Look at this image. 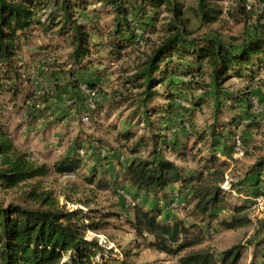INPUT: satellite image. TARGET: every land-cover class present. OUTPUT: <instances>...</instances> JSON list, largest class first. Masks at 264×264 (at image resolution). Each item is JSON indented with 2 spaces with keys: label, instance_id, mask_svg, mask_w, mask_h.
Listing matches in <instances>:
<instances>
[{
  "label": "trees",
  "instance_id": "1",
  "mask_svg": "<svg viewBox=\"0 0 264 264\" xmlns=\"http://www.w3.org/2000/svg\"><path fill=\"white\" fill-rule=\"evenodd\" d=\"M226 1L198 0L195 8L186 9L180 0H0V190L45 177L51 169L63 176H76L82 170L80 156L84 150L79 138L74 139L71 151L49 167L36 164L27 152L21 151L7 128L10 105L20 109L31 104L33 71H39L41 63L50 68L47 61H33V65L30 62L35 55L27 54L26 49L35 35L42 32L67 39L69 69L63 74L77 88L80 76L104 61L93 58L96 49L105 45L109 59L120 58L151 41L149 36L142 39L140 31L145 37L159 31L157 27L163 23V36L151 43L150 50L138 58L124 81L127 94L108 100L113 108L129 111V118L138 124L132 127L126 120L123 128L121 123L112 125L96 141L101 153L105 149L115 151L107 140L114 135L116 145L130 155L126 164L120 162V175L135 190L136 203L132 218L120 217L140 245L175 257L174 264H241L243 245L233 246L219 256L203 247L206 235L200 225L213 221L226 230L254 227L248 244L255 245L257 252L264 251V220L251 217L252 205L246 200H230V193L241 194L243 189L251 191L254 198L263 195L259 188L264 185V158L248 175L252 179L239 182L237 190L228 181L229 160L219 155L231 157L237 140L245 142L244 133L256 125L251 118L257 111V91L264 87V33L235 45L224 41L216 31L198 33L189 15L190 11L194 13L202 26L216 24ZM238 1L244 7L245 0ZM89 4L99 5L113 15V32L107 35L105 44L95 42V30L82 20L81 11H86ZM203 77L209 81L202 83ZM233 77L244 79L248 86L231 92L226 83ZM159 86L164 87L163 92ZM182 86L201 89L202 96L186 102L180 96ZM87 87L97 94L92 83ZM162 97L166 104L160 106L156 103ZM208 98L213 104V120L198 132L195 143H204L211 156L200 158L197 168L190 171L165 153L175 155L179 161L187 157V141L195 136L197 127L190 126L186 119L193 122L195 109ZM102 107L93 103L81 121L95 125L94 114ZM40 113L29 115L41 120L45 114ZM224 113L230 117L220 121ZM48 123L43 129H48ZM136 126L141 128V134ZM181 136L187 141L183 142ZM92 174L99 176L98 167ZM178 196L186 201L185 217L189 222L171 214ZM221 212L227 213V218L219 220ZM92 213L56 206L48 198L40 207L5 205L0 201V264H135L127 250L119 256L98 239H89L88 233H99L107 226L96 221Z\"/></svg>",
  "mask_w": 264,
  "mask_h": 264
},
{
  "label": "rangeland",
  "instance_id": "2",
  "mask_svg": "<svg viewBox=\"0 0 264 264\" xmlns=\"http://www.w3.org/2000/svg\"><path fill=\"white\" fill-rule=\"evenodd\" d=\"M180 1L188 9V7L195 8L198 0ZM222 6L223 14L220 21L204 26L190 11L189 15L192 18L194 29L198 33H204L208 30L216 31V35H219L224 41L235 45L240 44L250 36L264 33V0H245L244 7L240 6L238 0H227L222 3ZM81 17L89 27L95 30L93 33L95 42L107 43V35L113 32V15L99 5L89 4L86 11H81ZM160 20H163V16L160 17ZM162 26L163 23H160L157 27L160 28L159 31L153 34H145V37L140 31L139 35L142 39L149 36L151 41L143 43L135 51H130L128 54L124 53L120 58L109 59L105 45L101 46L98 51L96 49L93 58H102L104 61L100 63L101 65L96 64L91 72L80 76V86L77 88L73 87L68 76L63 74L69 69L67 56L70 52V45L67 39L57 35L49 37L42 32L37 33L26 52L35 55V59L30 61L32 65L33 61L36 63L37 60L38 62L47 61L50 68H44L41 63V69L33 71L35 72L31 76L33 80L31 92L33 93L29 99L31 104L27 105L31 109L28 111L25 105L20 109L12 108L10 105L11 109L8 110L9 121L6 123L16 146L21 151L27 152L36 164H46L51 167L68 151H71V148L73 149L76 138H79L80 143L83 141L81 146H83L84 154L80 156L82 160L80 174L63 176L51 169L45 177L35 179L11 190H0V201L5 205L25 204L31 207H40L41 203L48 198L59 207L80 208L85 212H93L92 215L96 221L107 226L99 233H88L89 239H98L109 248H113L119 256H122L123 250H127L132 255L131 260L135 264H174L176 258L148 249L136 241V235L125 223V220L120 217L132 218V209L136 203L133 199L136 196L135 190L130 188L120 175V162L126 164L130 160V155L127 150L116 145L114 135L109 136L107 140L113 144L115 151L109 152L105 149V152L101 153L97 148L96 141L100 140L109 128H112V125L121 123L120 127L123 128V123L126 120L130 122L132 127L138 124L136 120L129 118V111L123 107L113 108L108 100L117 98V94L120 93L127 94L124 81L134 70L138 58L143 57L145 52L150 50L151 43L158 41L163 36ZM208 81L209 79L205 77L202 83ZM90 83L96 87L97 94L87 87ZM226 86L230 87L231 92H236L245 89L248 85L244 79L233 77L228 80ZM163 88V86H159L158 90L163 92ZM180 91L181 98L186 102H189L187 100L192 97L199 98L202 96L201 89L195 90L188 86H182ZM257 92L258 99L255 103H258V109L252 115L254 118L251 119L258 126L254 125L252 130L244 133L245 142L241 144L242 149L240 151L229 158L219 153L223 160H229L228 181L236 186L237 190L240 188L239 182L247 179L257 162L264 158V87H260ZM211 101L208 98L203 106L195 109L192 117L195 118L193 122L186 119L190 126L195 125L197 127L195 136H191L188 141L187 138L180 137L183 142L187 141L188 143L185 153L187 157L179 161L176 160L175 155L165 153L167 157L184 169L194 170L197 168V162L200 158L211 156V152L206 149L204 143L199 145L195 143L196 139L198 140V132L208 128L212 123L213 104ZM20 102L22 104V99ZM93 103L103 106L99 112L94 114L95 125L90 121H81ZM156 104L160 106L166 104L165 97L158 99ZM42 111L45 116L41 120L29 115V113L40 115ZM228 117L230 115L220 114V121H226ZM49 121L54 123H48ZM46 122L50 126L48 129H43L47 124ZM136 130L140 133L141 128L136 126ZM146 154L147 152L142 153V155ZM97 167L99 176L96 178L92 174V170ZM248 178L251 180L252 176ZM259 191L263 195L257 198H254L248 189L245 191L243 189L241 194L236 191V193H230V200L233 203L246 200L252 205L251 217L264 220L263 184ZM178 200L179 202L174 205L176 208L172 207L171 214L189 222L185 217L184 206L186 201L180 196H178ZM84 202H88L89 205L85 206ZM178 205L179 207H177ZM226 214L221 212L219 220L227 218ZM200 226L206 235L203 247H209L217 256L233 246L243 245L241 264H264V251L258 249L257 252L255 245L248 244L253 236L254 227L226 230L220 226L218 221L210 222V225L207 226Z\"/></svg>",
  "mask_w": 264,
  "mask_h": 264
},
{
  "label": "built area",
  "instance_id": "3",
  "mask_svg": "<svg viewBox=\"0 0 264 264\" xmlns=\"http://www.w3.org/2000/svg\"><path fill=\"white\" fill-rule=\"evenodd\" d=\"M255 109H258V104L257 103L255 104ZM241 144H242L241 140L238 139L237 142H236L235 153L240 151V149H242L241 148Z\"/></svg>",
  "mask_w": 264,
  "mask_h": 264
}]
</instances>
